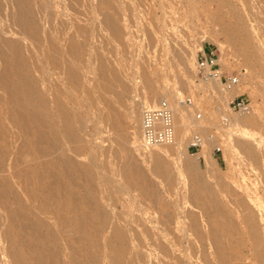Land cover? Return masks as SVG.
<instances>
[{
  "label": "rangeland",
  "instance_id": "1",
  "mask_svg": "<svg viewBox=\"0 0 264 264\" xmlns=\"http://www.w3.org/2000/svg\"><path fill=\"white\" fill-rule=\"evenodd\" d=\"M151 91L196 99L198 132L141 147ZM0 264H264V0H0Z\"/></svg>",
  "mask_w": 264,
  "mask_h": 264
},
{
  "label": "built area",
  "instance_id": "2",
  "mask_svg": "<svg viewBox=\"0 0 264 264\" xmlns=\"http://www.w3.org/2000/svg\"><path fill=\"white\" fill-rule=\"evenodd\" d=\"M216 52L211 48L208 51L204 48L197 55L198 76L205 80L219 81L222 86L231 89L240 83L239 75H225L221 69ZM229 109L234 112H251V103L245 98H234L229 102ZM141 140L145 147L156 148L172 146L177 141V129L174 119V107L168 100H161L152 109H144L140 121ZM191 145L188 151L200 149L202 138L199 135L191 137ZM217 147L215 152H220Z\"/></svg>",
  "mask_w": 264,
  "mask_h": 264
},
{
  "label": "bare ground",
  "instance_id": "3",
  "mask_svg": "<svg viewBox=\"0 0 264 264\" xmlns=\"http://www.w3.org/2000/svg\"><path fill=\"white\" fill-rule=\"evenodd\" d=\"M261 16V15H260ZM262 17V16H261ZM261 17H259V18H261ZM263 18V17H262ZM176 44V43H175ZM178 45V44H177ZM175 46V45H174ZM173 46V47H174ZM182 46V47H181ZM181 46H179L178 45V47L180 48H178L179 49V51H185L184 50V46L185 47H187L186 45H181ZM172 47V48H173ZM171 47H169V49H170ZM171 48V49H172ZM176 48H177V46H176ZM169 49H168V52H169ZM171 49H170V52H171ZM177 49V50H178ZM187 50H189V51H185V52H183V54H182V56L181 57H179L178 58V60H177V62L176 63H174V67L176 68L177 66H179V67H181L182 68V73H183V75H186L187 73H188V63H189V61H191L192 60V58H193V51H191L190 49H188V47L186 48ZM153 50V49H152ZM165 50H167V49H165ZM172 50H174V49H172ZM202 51L204 50V48H202L201 49ZM153 51H155V49L153 50ZM140 52H142V51H139L138 50V53H140ZM169 52V53H170ZM174 52V51H173ZM142 54V53H141ZM166 55H167V53H166ZM165 55V56H166ZM170 55V54H169ZM168 56V55H167ZM166 58V57H165ZM168 58V57H167ZM151 62V61H150ZM135 63H133V65H134ZM175 64H177V65H175ZM133 65H131V66H133ZM120 68V67H119ZM196 68H197V65H196ZM118 69V68H117ZM123 69V68H122ZM121 68H120V70H122ZM119 70V69H118ZM117 70V71H118ZM196 74L198 75V71H197V69H196ZM115 73L117 74L118 72H116L115 71ZM151 73L153 74V72L151 71ZM155 73V72H154ZM230 75V74H229ZM151 76V75H150ZM158 80V79H157ZM156 80V81H157ZM155 80H154V82H156ZM200 81H201V83L202 82H210V83H215L216 85H221L220 84V82L219 81H214V80H205V79H200ZM153 82V84H157V82L156 83H154ZM239 85H240V83L239 84H237L236 86H234V87H232L231 89H227V88H225V91H227V92H229V93H232L235 89H237L238 87H239ZM184 86V85H183ZM181 87V90H182V88H183V90H184V87ZM186 87H188V86H186ZM190 88H192V87H189V89ZM185 89H187V88H185ZM199 88L198 87H194L193 88V90H198ZM161 91H163V90H161ZM117 93V92H116ZM158 94L160 95V93L158 92V91H151V93H150V95L149 96H147L146 97V99H145V103H144V106L145 107H147V108H153V106L156 104V102H158L160 99L158 98ZM162 94H165L164 96H163V99L164 100H168L169 102H174L175 101V103H174V105H173V103H172V106L174 107V119L176 118V120H178V121H180V123L181 122H183V121H187L188 119H190L191 121H192V126L195 128V130L198 132V129H197V122H196V117H190L191 116V114L190 113H192V111H194L195 110V108H197L198 107V104H197V100L196 99H194V98H188V99H180V98H178V96H177V93L176 92H167V91H164ZM116 96H117V94H115ZM116 96H114L115 98H116ZM163 99H161V100H163ZM158 100V101H157ZM171 100V101H170ZM191 111V112H190ZM251 114V112H249V113H242L241 115V118H246V117H249V115ZM261 114V112L259 113V115ZM201 117V116H200ZM237 119V122L238 123H241L243 120H240L239 118H236ZM175 124H176V126L178 125L177 123H176V121H175ZM176 129H177V127H176ZM178 134V133H177ZM196 135H199L201 138H202V144H201V150H200V152H198L197 154H196V161H199L201 158H204L205 160H206V166L207 167H209L210 168V164H211V160L209 159V158H206V155L203 153V150H202V148L204 147V145H206V143H207V141H210L211 142V137L207 140V139H205L206 137H204V135L202 136V132L199 130V134L198 133H194V135H193V137L194 136H196ZM177 138H178V135H177ZM214 138H212V140H213ZM209 143V142H208ZM180 145L177 141H176V143L174 144V145ZM174 145H172L171 147H173ZM191 145V140L189 141V144L187 145V150H188V147ZM141 147H145L144 145H143V143L141 142ZM163 148H165L166 150H168L169 148H170V146H162ZM162 147H156V148H147V147H145L146 149H157V148H162ZM169 147V148H168ZM168 148V149H167ZM180 151L181 152H184V148H183V150L182 149H180ZM179 151V152H180ZM242 157L244 158L243 159V161L241 162V165L242 166H249L250 164H248L249 162L247 161L248 159H247V157H246V154H245V152H242ZM247 170L249 169V168H246ZM257 170H259V169H257ZM246 171V170H245ZM244 171V172H245ZM251 171L252 172H254L255 171V169L254 168H251ZM258 172V174H260L259 172H261V170H259V171H257ZM257 172H254L256 175H257ZM262 174V173H261ZM245 180H246V174L245 173H242L241 175H240V178L237 180V182H236V186H238V187H245Z\"/></svg>",
  "mask_w": 264,
  "mask_h": 264
}]
</instances>
